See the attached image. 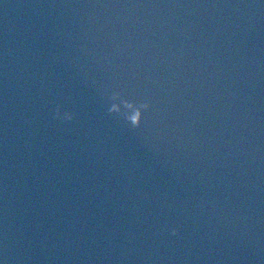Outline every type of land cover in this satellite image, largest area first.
I'll return each mask as SVG.
<instances>
[{"label":"water","instance_id":"obj_1","mask_svg":"<svg viewBox=\"0 0 264 264\" xmlns=\"http://www.w3.org/2000/svg\"><path fill=\"white\" fill-rule=\"evenodd\" d=\"M0 264H264V0H0Z\"/></svg>","mask_w":264,"mask_h":264},{"label":"clouds","instance_id":"obj_2","mask_svg":"<svg viewBox=\"0 0 264 264\" xmlns=\"http://www.w3.org/2000/svg\"><path fill=\"white\" fill-rule=\"evenodd\" d=\"M108 100L110 101L109 107L107 108L108 114L118 116L132 129L141 126L143 113L150 108V101L141 100L139 102H130L123 98L120 91L111 92L108 96ZM53 119L70 122L73 119V115L69 112L61 114L60 108L57 107ZM170 234L172 236H177V228H172Z\"/></svg>","mask_w":264,"mask_h":264}]
</instances>
